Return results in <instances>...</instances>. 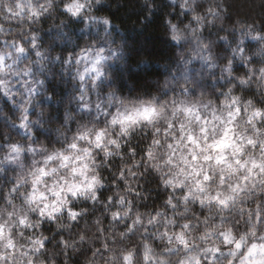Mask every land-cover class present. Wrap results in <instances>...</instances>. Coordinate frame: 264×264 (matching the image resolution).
Segmentation results:
<instances>
[{
	"label": "clouds",
	"instance_id": "1",
	"mask_svg": "<svg viewBox=\"0 0 264 264\" xmlns=\"http://www.w3.org/2000/svg\"><path fill=\"white\" fill-rule=\"evenodd\" d=\"M0 264H264V0H0Z\"/></svg>",
	"mask_w": 264,
	"mask_h": 264
}]
</instances>
